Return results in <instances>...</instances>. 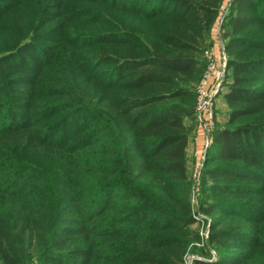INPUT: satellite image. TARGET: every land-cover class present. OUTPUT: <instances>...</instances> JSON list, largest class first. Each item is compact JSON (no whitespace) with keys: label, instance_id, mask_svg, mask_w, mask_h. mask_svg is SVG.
<instances>
[{"label":"trees","instance_id":"trees-1","mask_svg":"<svg viewBox=\"0 0 264 264\" xmlns=\"http://www.w3.org/2000/svg\"><path fill=\"white\" fill-rule=\"evenodd\" d=\"M223 1L0 12V264H184L194 190L216 259L193 264H264V0L225 16ZM220 18L226 113L195 189L186 150Z\"/></svg>","mask_w":264,"mask_h":264},{"label":"rangeland","instance_id":"rangeland-1","mask_svg":"<svg viewBox=\"0 0 264 264\" xmlns=\"http://www.w3.org/2000/svg\"><path fill=\"white\" fill-rule=\"evenodd\" d=\"M24 1L25 0H3V4H4L5 9L4 10L0 9V12H37V10L39 11L41 9V0H35V1L32 0L34 2L32 5H31V3H32L31 1H26V2H24ZM230 1L231 0H224L223 1V4L221 5V11H220L221 15L225 16L226 13L228 12V7H229ZM55 2H56V5L50 6L46 10V12H75V10L78 8L77 4L73 3V0H55ZM60 6H62V8H60ZM81 7L82 6H80V8ZM99 7L103 8L102 9V10H104L103 12H113V10L110 7L107 8L105 4H101ZM94 11L95 10L93 9L92 12H94ZM221 21H222V18H220V21L217 23L215 30H214V36L216 38L217 45H216V47L211 48V49H213V52H214V49L216 48L217 54L220 53L219 42H221V44H222V41L219 37V30L217 29L218 24H220ZM44 44L45 45H42V46H44L45 48H47V47L51 48V51H48V53L53 52V50L56 48L55 46L51 47L54 43H44ZM217 54L215 55V52H214L215 56H218ZM214 110H216V112H217L218 123L222 124L224 121V118H225L226 108H225L220 96L214 100ZM187 168L189 170V173H191L190 175L192 177L191 178L192 183H193L194 188L196 189L197 188L196 187L197 168L192 169V168H189V166H187ZM198 195H199V191L194 190L193 195H192V205L194 207V211L196 213V216L198 217L200 222L198 225L193 226L192 229L199 232L201 240L198 242L192 243L188 247L186 256L189 259H191V261H192V259L193 260H203L202 257H199V254H200V252L202 254H204V251H207V252H210L212 258L210 260H206V261L210 262V261L216 259V255H215L214 251H212L208 246L207 237L205 238V234L208 232V223L210 221V217H206V216L200 215L198 213L197 209L199 206L198 204L200 202L199 201L200 197Z\"/></svg>","mask_w":264,"mask_h":264},{"label":"built area","instance_id":"built-area-1","mask_svg":"<svg viewBox=\"0 0 264 264\" xmlns=\"http://www.w3.org/2000/svg\"><path fill=\"white\" fill-rule=\"evenodd\" d=\"M220 24H218L219 30ZM220 54L215 56L213 49H208L204 52V58L206 60V68L196 87V107H195V118L202 131L204 139V150L194 154L195 159H199L200 163L198 165V172L201 168V162L203 160L204 151L209 142V132L214 125V99L218 92V87L220 86L223 79V68H225L226 57L223 52V46L219 42ZM214 80V85L212 81ZM198 178V174H197ZM200 236V235H199ZM208 237V232L205 234V238ZM201 240V238H200ZM187 255V254H186ZM184 256V264H193L194 260L189 259Z\"/></svg>","mask_w":264,"mask_h":264},{"label":"crops","instance_id":"crops-1","mask_svg":"<svg viewBox=\"0 0 264 264\" xmlns=\"http://www.w3.org/2000/svg\"><path fill=\"white\" fill-rule=\"evenodd\" d=\"M215 55L217 54L216 48L214 49ZM204 146V139L202 135V131L199 127H197L194 131V134L192 136V139L188 145V148L186 150L187 155V166L189 168H196L197 161L194 158V154L200 152Z\"/></svg>","mask_w":264,"mask_h":264},{"label":"water","instance_id":"water-1","mask_svg":"<svg viewBox=\"0 0 264 264\" xmlns=\"http://www.w3.org/2000/svg\"><path fill=\"white\" fill-rule=\"evenodd\" d=\"M224 71H225V68H223V72H224ZM218 88L220 89V86H219ZM219 89H218V90H219Z\"/></svg>","mask_w":264,"mask_h":264}]
</instances>
